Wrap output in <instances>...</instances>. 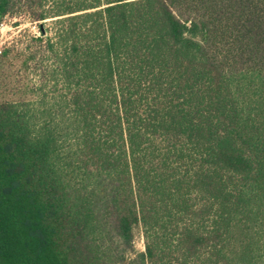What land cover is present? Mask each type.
<instances>
[{
	"label": "trees",
	"instance_id": "obj_1",
	"mask_svg": "<svg viewBox=\"0 0 264 264\" xmlns=\"http://www.w3.org/2000/svg\"><path fill=\"white\" fill-rule=\"evenodd\" d=\"M21 14L0 264H264V0H0Z\"/></svg>",
	"mask_w": 264,
	"mask_h": 264
},
{
	"label": "rangeland",
	"instance_id": "obj_2",
	"mask_svg": "<svg viewBox=\"0 0 264 264\" xmlns=\"http://www.w3.org/2000/svg\"><path fill=\"white\" fill-rule=\"evenodd\" d=\"M45 28L48 22H41ZM39 34L38 23L31 21L27 15L6 16L1 22L0 50L12 47L7 57L1 61L0 70V100H15L20 97L30 98L32 84L37 82L35 62H29L25 67L22 62L27 54L26 44L32 36ZM37 72V73H35ZM135 248L143 249V241L138 230L135 235Z\"/></svg>",
	"mask_w": 264,
	"mask_h": 264
},
{
	"label": "built area",
	"instance_id": "obj_3",
	"mask_svg": "<svg viewBox=\"0 0 264 264\" xmlns=\"http://www.w3.org/2000/svg\"><path fill=\"white\" fill-rule=\"evenodd\" d=\"M0 29H1V23H0Z\"/></svg>",
	"mask_w": 264,
	"mask_h": 264
},
{
	"label": "water",
	"instance_id": "obj_4",
	"mask_svg": "<svg viewBox=\"0 0 264 264\" xmlns=\"http://www.w3.org/2000/svg\"><path fill=\"white\" fill-rule=\"evenodd\" d=\"M42 26V25H41ZM42 28H44L43 26H42Z\"/></svg>",
	"mask_w": 264,
	"mask_h": 264
}]
</instances>
